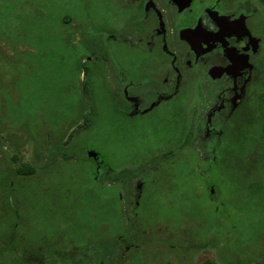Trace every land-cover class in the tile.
I'll use <instances>...</instances> for the list:
<instances>
[{
  "label": "rangeland",
  "instance_id": "rangeland-1",
  "mask_svg": "<svg viewBox=\"0 0 264 264\" xmlns=\"http://www.w3.org/2000/svg\"><path fill=\"white\" fill-rule=\"evenodd\" d=\"M39 10L51 15L48 22L38 15ZM89 10L81 0H0V162L2 169L11 177L12 189L15 185H24L20 194L26 199L23 210L30 229H35L36 224L42 231L49 233L67 231L79 241L83 236L82 230L87 226H92V234L86 232L87 236L96 237L101 233L100 226L103 222L99 220L95 210L96 187L89 178L93 170L98 184L112 187L114 194L117 191L125 229L116 238L98 239L95 243L82 246L71 245L70 249L64 250L67 256L62 255V251L55 250L49 253V257L34 253L18 242L10 243V237L0 235V264H202L207 259L213 264H264V210L260 206H247L243 203L247 207L244 206L239 212L234 211L235 206L231 202L227 207L225 204L220 206L227 217V229L222 235L203 234L200 232L201 221L186 220L179 228L174 227L171 222L154 227H146L138 222V215L134 216L133 210L136 190L151 181L152 172H157L159 165L146 162L135 163V167H132L129 164L127 169H121L120 176L117 177L114 173L116 168L104 162L99 152L107 150L112 153L114 145L116 158L119 151L130 155H145L147 147L153 143L148 140L144 145L133 138L129 142L121 141L118 146L114 131L109 126L112 118L104 115L103 109L107 105L102 103L100 94L98 107L101 113L98 117L95 114V119H98L88 129L82 126V115L93 113L90 105L95 102L93 95L88 93L80 94V111L74 120L60 125L59 132L38 126L41 122L38 114H50L48 122H52L54 117L67 114L70 102H75V94L52 93L55 86H58L54 71L58 70L57 67H63L57 62V56L68 54L71 48L76 49L68 42L61 41L57 32H66L64 15L80 19L83 12ZM93 10L95 14L98 13L97 4ZM48 30L57 34L53 37L52 44L49 42ZM14 39H20L22 44L18 47L12 45ZM80 41L77 35L73 43L77 45ZM49 43L54 49L60 43L66 48L62 47L63 53L56 55L57 52L46 46ZM88 47L94 55L99 52L95 43ZM46 57L53 59L50 65L45 61ZM81 58L83 62L85 56L82 55ZM101 58L106 59V55L102 54ZM93 74L91 71L89 76L82 74L81 81L89 82ZM106 74L109 88L115 90L113 82L116 78L110 64ZM21 78L30 79V84H23ZM5 116L13 119L12 125L3 121ZM197 131L198 136L191 147L202 163L199 167L203 176L202 191L197 192L198 196H207L214 202H227L230 194L224 192L221 198L219 191L209 185L210 177L205 171L214 162L212 147L204 136L205 130L201 128ZM70 134L72 136L68 139ZM65 141L67 143L63 146ZM90 157L95 159L98 167L94 168ZM20 166L35 168L36 174L33 177L16 175L15 170ZM127 171H134L139 175L131 178L123 174ZM164 172H157L155 176L162 180L166 175ZM41 177L44 184L29 183V180H39ZM164 183L166 184L165 180ZM16 200L18 199H11L12 206H16ZM88 205L92 216L86 218ZM19 216L21 224L24 216ZM71 217L74 225L70 223ZM67 219L71 225L67 222L68 228L65 226ZM55 254L57 258L53 256Z\"/></svg>",
  "mask_w": 264,
  "mask_h": 264
},
{
  "label": "flooded vegetation",
  "instance_id": "flooded-vegetation-1",
  "mask_svg": "<svg viewBox=\"0 0 264 264\" xmlns=\"http://www.w3.org/2000/svg\"><path fill=\"white\" fill-rule=\"evenodd\" d=\"M81 1L90 10L84 11L80 19L67 14L66 40L82 49L83 63L100 83L102 103L112 116L117 145L133 138L144 145L148 140L155 145L145 155L119 151L114 172L117 177L120 160L132 167L136 162H164L161 148L174 145L178 149L185 142L199 160L191 144L201 128L212 147L214 161L216 147L223 138H232L233 131L249 130L250 136L254 132L255 143L264 147V0ZM96 4L97 14L93 10ZM77 35L81 41L75 45ZM93 43L100 54L90 51L88 45ZM102 54L106 59L101 58ZM109 64L116 78L115 90L107 84ZM95 104L100 105L97 101ZM247 123L251 125L248 127ZM185 129L191 130L187 141ZM99 153L107 163L102 151ZM90 159L94 168L98 167L95 159ZM131 171L123 174L131 178L139 175ZM156 174L152 172V177ZM89 178L96 192L103 188L97 183L95 170ZM43 182L41 177L30 183ZM147 185L146 182L136 190V217ZM115 192L116 208L123 217ZM18 199L22 205L18 218L20 214L24 218L22 231L15 239L31 240L34 253L49 257L51 251L59 250L67 256L64 250L71 245L119 236L117 231L90 237L85 227L79 241L66 230L67 233H49L36 224L29 236L30 226L23 210L26 199L22 195ZM70 219L71 222L65 221L66 227L67 222L74 225Z\"/></svg>",
  "mask_w": 264,
  "mask_h": 264
},
{
  "label": "trees",
  "instance_id": "trees-1",
  "mask_svg": "<svg viewBox=\"0 0 264 264\" xmlns=\"http://www.w3.org/2000/svg\"><path fill=\"white\" fill-rule=\"evenodd\" d=\"M42 12L43 11L39 10L38 15H40L45 22H48L51 15H46ZM66 18L67 15H64L63 23ZM48 32L50 35V41H48L51 44L54 42L53 37L57 36V34L61 41L68 42L66 40V33L57 32L55 35L50 30H48ZM20 41V39H14L12 45L18 47L22 44ZM50 43L46 46L50 47V49H52L51 51L57 52L56 55L63 53V48H66L60 43L57 45L58 48L54 49L52 47L53 45H50ZM10 45L11 44H9V46ZM82 55H84L82 49L76 47V49L71 48L68 54L57 56V62L63 67H57L58 70L54 71L55 77L58 79V86H55L56 88L52 93L75 94V96H73L75 102H70L67 114L64 116L59 115L58 118L54 117L52 122H48L50 114H38V116L40 115L41 117V122L38 125L40 128L45 126L48 130L59 132L60 125L67 124L74 120L78 111H80V94H92L94 100L100 103L98 94H102V91L95 74H93L89 82L81 81V75L83 73L90 74L89 67L81 60ZM45 61L49 62L50 65L53 59H48V57H46ZM24 80L21 78L20 81L23 84H30V79L25 78ZM24 91L26 92V90ZM98 108L97 104L93 102V105H90V109L93 113L82 115L83 128L88 129L93 122L95 123L98 119H95V114L96 117H98V114L101 113V109ZM103 113L112 118L107 108L103 109ZM3 121L7 122L8 125L13 124V119H8L7 116L3 118ZM49 124H53V126H49ZM110 124L109 126L113 131L112 122H110ZM249 125L251 124L247 123L248 127ZM190 133L191 130H184V141H187V136ZM232 133V138H223L216 147V160L212 163L211 167L205 171L207 172V176L210 177L209 185L219 191L221 198L224 192L230 194L229 201L214 202L213 200H209L207 196L206 198L198 196L197 192L202 191L203 176L199 171V167L202 164L201 161L197 159V156L186 145V142L178 149L174 145L166 146L164 149L161 148L166 157L164 162H149L151 165L157 163L159 166L157 167L158 171H156L161 173L162 170H164L166 175L161 178L162 180L155 176L151 178V181H148L143 199L140 203L138 222L146 227H154L161 223L171 222L174 223V227L179 228L186 220L201 221L202 225L200 227V232L205 235L211 233L222 235L225 234V230L227 229L225 225V219H227V217L222 213L223 210H221L220 206L225 204V207H227V204L231 202L233 206H235L233 208L236 212L242 211L245 206L244 204L253 207L260 206L264 210V147L255 143L256 137L254 132L251 136L249 135V130L246 132L237 130V132L233 131ZM71 136L72 134L69 135L68 139ZM67 141L64 142L63 146L66 145ZM251 142L252 144L250 145ZM154 146L155 145L152 144L147 148L152 150L155 148ZM112 149V153L103 150L102 154L107 163L114 168L117 151L114 145ZM179 152L182 153L181 157H179ZM63 155H66L65 152ZM136 164H139V162H136ZM128 165V162L124 160H120L118 164L121 169H127ZM36 171L35 168L30 166H20L15 170V173L19 176L33 177ZM163 179L166 181V184ZM29 181L32 182L33 180ZM12 183L11 177L2 169L0 162V235L10 237V243L15 241L30 249L32 245L31 240L19 242L15 239L22 231V226L18 219L19 209L22 207V205L20 206L18 198H20L22 194H20V185H15L14 189H12ZM29 183L27 185H29ZM205 190L204 188V191ZM12 198L18 199L16 200V206H12ZM95 200H97V207L95 210L100 217L99 220L103 222L100 226L103 234H115L117 231L119 233L123 232L125 229V222L116 208L113 188L103 186L102 189L96 192ZM90 201L91 198L88 204ZM207 201L211 202V204L209 205ZM86 208L88 209L86 218H88L92 216L90 215V205L86 206ZM96 226L98 227V225ZM207 227L209 228L208 231L206 230ZM211 227H213L212 232ZM86 231L89 232V235L92 234V226H87ZM27 234L31 236L33 234V229L29 228ZM202 264L213 263L207 259L203 261Z\"/></svg>",
  "mask_w": 264,
  "mask_h": 264
}]
</instances>
